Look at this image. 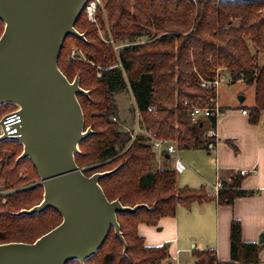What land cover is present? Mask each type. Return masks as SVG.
<instances>
[{
  "label": "trees",
  "instance_id": "trees-1",
  "mask_svg": "<svg viewBox=\"0 0 264 264\" xmlns=\"http://www.w3.org/2000/svg\"><path fill=\"white\" fill-rule=\"evenodd\" d=\"M101 6L105 16L98 8L97 24L104 27L106 18L110 38L123 47L115 55L111 45L97 36L96 25L80 17L74 27L86 42L68 37L58 61L66 79L72 82L77 77L80 88L89 92L88 97L77 99L84 129L93 133L79 144L74 160L86 177L112 172L99 180L108 201L147 208L116 216L125 253L111 229L101 249L83 264H161L168 258L167 250L145 247L138 225L157 226L160 219L175 216L178 204L215 200L231 205L256 191L242 190L238 175L230 183L222 181L216 196L208 195L203 187L177 190L169 159L164 157L156 168L148 139L137 135L131 140L121 129L125 120L115 97L129 91L130 115L135 119L137 112L139 128L175 143L177 151L207 150L211 139L205 135L213 128L212 120L191 124L190 106L184 103L207 102L213 91L201 87V82L212 81L220 70L231 83L254 88V104L247 110L250 122L256 124L264 112V67L257 63L258 54L264 53V0H101ZM3 29L0 21V35ZM152 31L161 36H151ZM145 37V43H137ZM72 49L87 62L70 59ZM15 109L11 104L0 106V118ZM21 153L17 142L0 143V245L32 244L62 221L52 209L17 215L39 205L43 198L32 163L17 161ZM229 240V261L221 262L214 251L201 250L193 253L195 264H259L262 246L242 241L237 220L231 222Z\"/></svg>",
  "mask_w": 264,
  "mask_h": 264
},
{
  "label": "water",
  "instance_id": "water-1",
  "mask_svg": "<svg viewBox=\"0 0 264 264\" xmlns=\"http://www.w3.org/2000/svg\"><path fill=\"white\" fill-rule=\"evenodd\" d=\"M87 1L0 0V106L18 107L21 119L18 137H2L0 143L22 146L17 161L32 163L43 188L41 203L17 215L52 209L62 218L32 244H1L0 264H83L101 249L111 229L125 253L116 216L147 208L108 201L99 180L112 172L86 177L74 160L79 144L93 133L84 129L77 99L89 92L80 88L77 77L69 82L58 61L68 37L86 42L74 26Z\"/></svg>",
  "mask_w": 264,
  "mask_h": 264
},
{
  "label": "crops",
  "instance_id": "crops-1",
  "mask_svg": "<svg viewBox=\"0 0 264 264\" xmlns=\"http://www.w3.org/2000/svg\"><path fill=\"white\" fill-rule=\"evenodd\" d=\"M244 101L230 105L218 101L224 114L216 125V147L211 151H183L176 156L185 166L182 173H176L183 175L179 180L176 177V188L203 187L208 195L215 196V180L226 181L245 171V176H240V187L256 194L237 198L231 205H219L215 200L178 204L175 216L160 219L157 226L138 225L137 233L145 247L167 250L168 258L162 263L195 264L193 253L201 250L214 251L221 262L229 261L230 225L237 220L242 241L262 246L258 257L259 264H264V112L252 124L247 110L252 105L244 106ZM242 110L248 114L243 115ZM188 169L191 177H184Z\"/></svg>",
  "mask_w": 264,
  "mask_h": 264
},
{
  "label": "built area",
  "instance_id": "built-area-1",
  "mask_svg": "<svg viewBox=\"0 0 264 264\" xmlns=\"http://www.w3.org/2000/svg\"><path fill=\"white\" fill-rule=\"evenodd\" d=\"M100 3L101 0H88L83 7L80 17H83L89 23L97 25L98 23L97 11L98 8L100 7ZM102 40L103 42L111 45L115 53H117L118 50L120 49L119 46L115 45V42L110 38L109 34L108 37ZM70 59H79L78 51L76 49L72 50ZM80 59L86 60L82 55ZM98 76H100V74H97V77ZM225 79L226 76H224V74L221 73L220 70H218L215 78L212 81L201 82V87L210 88L213 91V95L208 99L207 102L197 101L191 104H188L187 102L184 103L185 105L190 106L189 121L191 122V124L197 125L206 120H210V119L212 120L213 128L208 130L205 135L206 137L211 139V141L206 145V148L209 151L215 149L219 139L218 133L216 131V125L218 119L224 114V111H222L221 107L218 104V89L220 85L225 81ZM17 111H18V107H16L15 110L5 114L3 117L0 118V138L7 137L8 139H13L15 137H18L21 119L20 116L17 114ZM241 113L243 115L248 114L246 110H242ZM137 115L138 114L136 112L135 122L133 125L134 127L132 129L128 128L126 124L120 125L122 127L121 129L127 131L130 134L131 140H133L137 135H144L149 141L150 147L153 151L154 160L159 163V161L163 160L164 157L167 155L169 156L168 158L169 161H172V166H171L172 169L176 173H182L185 170V166L176 157V153H177L176 144L166 139L158 138L157 135L154 133H150L140 129L138 126ZM245 174H246L245 171L239 172L240 176H245ZM231 180L232 178H229L226 181L230 183ZM222 187H223L222 181L220 180L216 181L215 185L213 186V191L215 193V196L222 189ZM4 202L5 200L3 199L2 203ZM162 264H169V263L164 262Z\"/></svg>",
  "mask_w": 264,
  "mask_h": 264
},
{
  "label": "rangeland",
  "instance_id": "rangeland-1",
  "mask_svg": "<svg viewBox=\"0 0 264 264\" xmlns=\"http://www.w3.org/2000/svg\"><path fill=\"white\" fill-rule=\"evenodd\" d=\"M99 8H101V11H102L101 15L104 18L105 12H104V10H102L101 3H100V7ZM103 20L105 21V26L104 27L99 25V24L96 25L97 36L101 40L105 39L107 37V35L110 33L109 30H108L106 18L103 19ZM152 35H153V37H155L157 35L156 38H159L161 36V35H158L154 31L151 32V36ZM151 36H150V41H151ZM147 40H148V38H146V37L145 38H141V39L138 40L137 43H145ZM115 45L119 46L120 48L123 47L122 45H120L117 42H115ZM249 49H250V52H251L252 55L256 54V51L253 48V46L249 45ZM72 50H71V52H72ZM71 52H70V54H71ZM113 53L116 55V53L114 51H113ZM78 55H79V59H80L81 55L84 56L79 51H78ZM81 61H83V63L87 62L86 60H81ZM257 63H258L259 67H264V53H262V54L259 53L258 54V62ZM113 67H116V66H112L111 68H113ZM224 76H226V79L220 85V87L218 89V101L221 104L230 105L231 103H234V102L236 103L238 101V97H244V98L246 97V100L243 103L244 106H250V105L254 104V101H253L254 88L252 86L245 85V84H243L241 82L231 83L230 80H228V75L226 73H224ZM115 99H116V102H117V106H118V109H119V115L121 116V119L125 120L126 126L128 128H130V129H132L134 127L133 125H134L135 119H134V117L132 115H130V107L133 104L132 96H131L130 92L126 91V92H123L121 94H118V95H116ZM237 103L239 104V102H237ZM238 104H237V106H239ZM181 153H183V151H177L176 156L181 155ZM185 153H187V152H185ZM162 162H163V160L159 161V163L155 162V167L158 168L159 164L161 165ZM191 174H192V171H190L188 169L186 171L184 177L186 175H187V177H191ZM176 177L179 180V179L183 178V175H176ZM215 183H216V180H215ZM215 183L213 185H215ZM0 184H1V182H0ZM182 264H184V263H182Z\"/></svg>",
  "mask_w": 264,
  "mask_h": 264
}]
</instances>
